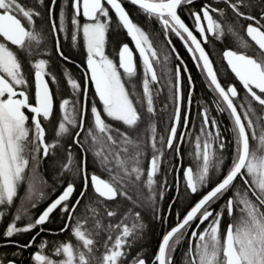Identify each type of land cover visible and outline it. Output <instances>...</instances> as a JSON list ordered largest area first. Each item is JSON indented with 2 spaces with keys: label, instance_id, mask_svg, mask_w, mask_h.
<instances>
[{
  "label": "snow or ice",
  "instance_id": "obj_1",
  "mask_svg": "<svg viewBox=\"0 0 264 264\" xmlns=\"http://www.w3.org/2000/svg\"><path fill=\"white\" fill-rule=\"evenodd\" d=\"M127 3L158 30L150 35L134 21L125 0H64L58 23V0H34L33 6L0 0V219L13 211L0 238L13 244V256L19 257L55 216L59 233H68V239L51 242V248L41 239L30 253L31 264H176L184 243L181 264H264V115L254 107L264 109V0H205L198 8L197 0ZM253 8L259 11L253 14ZM110 31L129 38L118 49V62L106 52ZM61 34L84 53L83 66L76 65L78 78L62 73L72 99L50 86L59 84L51 67L54 57L74 63L63 51ZM160 36L166 51L154 44L153 37ZM228 37L241 50L225 46L222 51L225 71L234 77L224 82L206 48ZM174 38L212 93L195 116V84ZM136 53L142 94L132 83ZM162 93L159 113L167 115V123L158 130L155 102ZM225 116L230 140L220 123ZM184 151L192 158L186 168ZM46 158L59 165L54 181L61 190L33 216L31 210L46 198L47 181H37ZM169 174L174 175L173 203L197 199L182 217L177 213L175 225L149 256L141 245L146 218L166 221L160 202L170 187ZM130 185L137 189L135 199ZM37 229L26 244L12 239ZM137 247L141 250L132 255ZM0 264L22 261L0 257Z\"/></svg>",
  "mask_w": 264,
  "mask_h": 264
},
{
  "label": "trees",
  "instance_id": "obj_2",
  "mask_svg": "<svg viewBox=\"0 0 264 264\" xmlns=\"http://www.w3.org/2000/svg\"><path fill=\"white\" fill-rule=\"evenodd\" d=\"M126 9L129 11L130 15L133 17L134 21L138 22L139 24H141L142 26H144L146 28V30L149 27V21L146 19V17L138 12L137 8H133L132 6L125 4ZM200 5L197 6V8ZM259 11L258 8H253L252 12L253 14H256ZM114 31H110L109 33V45L113 44H119V46H107L106 47V52L110 55V58H114L117 60V54H118V49L121 46V44L123 42H125V35L122 31H120L118 34H113ZM243 33V32H241ZM226 42H228L227 39H225ZM220 45L222 46H207L206 50L209 51L210 56L212 58V55L217 54L219 52H221L225 46H227L228 48H232V49H236L239 50L238 46H229V45H224V41L223 43H221ZM158 51H166L167 49H165L163 46H156ZM183 49V48H181ZM180 49V55L182 54L186 60H188V58L186 57L185 53ZM66 54L69 55L71 58L74 57L72 54L71 50H65ZM77 55V54H76ZM137 59V65H138V74L136 76V78H138L137 81L142 82L143 79V75H142V67H140V61L139 58L136 56ZM213 59V58H212ZM189 62V66L192 70V77H193V81L195 84V92L193 95V99H198V102L201 101H208V89H206V85L203 81L202 76H200L196 70H194L190 60H188ZM215 63V62H214ZM54 73L57 76V79H63L65 77H63L62 73L64 70H68L70 71V73L72 74L73 78H78L80 76V70L74 68V67H70V66H63L60 67L59 66V61L56 60V66L54 69ZM158 74H159V69H158ZM66 79V78H65ZM226 82V81H225ZM142 86H137L136 90L137 92L139 91V93L142 94ZM157 86L153 85V89L155 90ZM187 91V88H185V92ZM66 92V90H62V94ZM210 92V91H209ZM211 93V92H210ZM212 94V93H211ZM164 95L162 93L161 97L158 98L155 102V107L157 109V113L158 116L156 118V122L158 125V130H162L165 126V124L167 123V115L166 114H160L159 113V109L163 106L164 103ZM57 102H59V99L57 98ZM171 109H169L170 111ZM191 110H192V106H191ZM198 109H196L197 112ZM196 112H193V114L195 115ZM220 123L221 125L227 126L228 125V120L225 117H221L220 118ZM229 136V134H228ZM228 139H231V136L228 137ZM231 145H229L228 147V152L225 153L226 157L229 155V153L231 152ZM171 156L170 154H166V159H170ZM62 159H64V162H66V158L62 157ZM192 163V158L187 154V151L183 152V166L186 168L187 166H189ZM89 170H92V166L91 164L89 165ZM59 171V165L55 164L51 159H45L40 166V170H39V176L37 177L38 180H40L41 178H43L44 180L47 181V185L44 190L46 192V198L44 201H41L36 208H41L42 206H44V202L48 201L49 197L50 198H54L53 196L55 194H57L60 190L61 187L58 183H56L54 181V177L57 175ZM168 180H169V190L166 192L165 194V198L163 201L160 202V212L161 215L163 217L166 218L165 222H161L159 220H152L151 218H146V224L147 227L145 229V235L143 240L141 241V245L143 247V251H145L149 256L153 255L156 250L158 249V244L160 242V240L162 239V235L164 234V232L169 229L171 226H174L176 221H177V213L180 214V216L182 217L185 212L186 209L188 207V205L194 201L195 199H197V197H181L179 200H176L175 203H173L174 198L176 197V191L174 188V175L173 174H169L168 175ZM55 187V191L52 192V188ZM25 190L23 192L22 195H24ZM53 194V195H52ZM129 195L132 196L133 199L136 198L137 195V189L135 187H132L131 185L129 186ZM130 203V202H129ZM17 206L19 205V201L16 204ZM169 205H172L171 207H169ZM55 220V221H54ZM53 221L56 223L55 225L53 224L50 228V230H54L56 232H58L59 230V222L60 220L54 216ZM3 225V224H2ZM48 227V226H47ZM2 229V227L0 226V230ZM46 229V228H45ZM49 230V227L48 229ZM1 232V231H0ZM1 234V233H0ZM66 238L68 237V234L65 233ZM61 235L56 234V236H54V238H48V241L50 242L49 247H52L51 242L56 241V242H63L66 240H62ZM14 240H16L15 237H13ZM28 237L24 236L23 238V242L26 244ZM17 241V240H16ZM8 242V241H6ZM73 242L75 243V240L73 238ZM35 247V244L33 245ZM187 244L184 243L183 245H181L178 249L177 252L175 254V261L176 264H181V257L183 255V251L186 250ZM141 250L139 247L134 248L132 251V255H135L137 251ZM17 249L15 246H13L12 244H8L5 246L4 241L2 240V238H0V257L4 258L6 261L7 260H22L24 264H27V259H28V251L27 253L24 251L22 253L21 256L16 257L13 256V253L16 252ZM102 251V250H101ZM49 255H51V252L48 253ZM100 253H97V255H99ZM29 261V259H28Z\"/></svg>",
  "mask_w": 264,
  "mask_h": 264
},
{
  "label": "flooded vegetation",
  "instance_id": "obj_3",
  "mask_svg": "<svg viewBox=\"0 0 264 264\" xmlns=\"http://www.w3.org/2000/svg\"><path fill=\"white\" fill-rule=\"evenodd\" d=\"M47 2H49L50 3V0H47ZM64 2V0H58V7H57V9H56V16H57V23H58V11H59V5L60 4H62ZM203 2H205V0H197V4H196V7L198 6V5H200L201 3H203ZM207 2H211V0H207ZM21 3H23V4H25L26 6H33V4H34V0H21ZM69 3H70V0H69ZM125 4H128V5H130V6H132L133 8L135 7V6H133V5H131V4H129V3H127V1H125ZM136 8V7H135ZM71 12H72V10H71V8H70V6H69V8L68 9H66V14H68V16H69V21H70V15H71ZM180 14H181V16H182V18H185V20H186V22H189L188 21V19H187V14H186V12H183V11H181L180 12ZM229 15H231L230 13H229ZM158 28H159V26L158 25H154L151 21H149V27H148V31H149V33H150V35H151V33L153 32V30H158ZM120 31H114L113 32V34L115 35V34H118ZM123 32V31H122ZM243 32V31H242ZM124 33V35H125V42H123V43H129V38L126 36V34H125V32H123ZM242 35H245V38L246 39H248L247 37H246V33H241ZM61 39H62V44H63V51L65 52V50H71V52H72V54H75V55H73L74 57H70L71 58V60L72 61H74V63H69V62H61V61H59L58 60V58H53V60H52V65H51V67H52V69H53V71H55L54 69H55V66H56V60H58L59 61V66L60 67H63V66H70V67H74V68H76V69H78L77 67H76V65H81V66H83V60H84V53H83V51H82V49L81 48H79V47H77V48H72L71 47V45H70V37H69V41L68 42H64L63 41V34H61ZM225 39H227L228 40V42H226L225 41ZM224 39V45H229V46H237V44H236V42H235V40L233 39V38H231V37H228V38H225ZM153 41H154V44H155V46H163L164 45V41H163V37L162 36H160L159 38H156V37H153ZM173 43H174V45H175V47H176V49H177V51L178 52H180V49L181 48H183V49H181L184 53H185V55H186V57L188 58V60H190V62H191V64H192V66H193V68H194V70H196V72L200 75V76H202L201 75V73H200V71H199V69H197L196 67H195V65H194V62L191 60V58H190V56H189V54L186 52V50L184 49V47H183V45L181 44V42L178 40V39H176V38H174L173 39ZM221 44V42H216L215 43V45L214 46H222V45H220ZM108 46H119V44L117 43V44H113L112 43V45H108ZM130 46H132V45H130ZM209 46H213V45H209ZM48 47H49V50H51V47H52V45H51V42H49V45H48ZM133 47V46H132ZM134 48V47H133ZM232 49V48H231ZM224 50V49H223ZM222 50V51H223ZM233 50H236V49H233ZM239 50H241V49H239ZM222 51L221 52H219V53H217V54H214V55H212V58H213V61L215 62L214 63V66H216L217 68H219V74H220V76H221V78H222V80L225 82H229V81H232V80H234V77L232 76V74L230 73V71L229 70H227V71H225V68H226V63L222 60ZM66 53V52H65ZM181 53V52H180ZM77 54V55H76ZM137 57H138V54L136 53L135 54ZM181 57L183 58V60L185 61V64L187 65V67H188V69H189V72L191 73V75H192V70H191V68H190V66H189V62H188V60H186V58L181 54ZM139 58V57H138ZM117 62H118V54H117ZM176 63V61L175 60H173L172 61V64H175ZM79 70V69H78ZM81 73V72H80ZM188 75V73H185L184 74V76H185V78H186V76ZM202 78H203V76H202ZM138 80V78H133V81H132V83H134L135 85H136V87L137 86H142V82H140V81H137ZM58 81H59V84L58 85H50L52 88H53V91H55V88L58 86V87H60L61 88V90H66V92H64L63 94H62V98H68V99H72L73 97H72V92H71V89H70V86H68L67 85V83H66V79L65 78H63V79H58ZM203 81H204V78H203ZM204 83H205V81H204ZM237 84H238V81L236 82ZM205 85H206V83H205ZM130 87V86H129ZM142 88V87H141ZM206 89H207V86H206ZM139 92V91H138ZM211 98H212V94L208 91V101H206L205 100V102H208V103H210V101H211ZM58 103V102H57ZM191 106H192V113L193 112H196V109H199V107H200V102H198V99H192V104H191ZM254 107H255V109H256V112H257V115H264V109H261V107L258 105V104H254ZM57 115H59L58 113H57ZM213 115H215V112H213ZM193 116H195L194 114H193ZM56 123H58V121H54V124H56ZM221 127H222V130H223V135L226 137V139H228V137L230 136V133L228 132V131H226V130H224L225 128H226V126H222L221 125ZM183 130V129H182ZM228 134H229V136H228ZM46 137H47V140H48V142H51L52 141V139H53V137H54V132H53V129H52V127H49V128H47L46 129ZM47 159V158H46ZM22 190H21V193L23 194V192H24V190H25V188H21ZM59 194V192L57 193V194H55L53 197H55L56 195H58ZM53 195V194H52ZM48 201H45L44 203V206H42L41 208H35V209H32L31 210V212H32V215L33 216H38V214L43 210V208L46 206V203H47ZM12 214H13V211L12 210H9V212H8V214L5 216V218H3V219H0V226L2 227V229L0 230L1 232V234L3 233V231L5 230V228H6V226H7V224L9 223V222H11V219H12ZM59 220H60V218L59 217H57ZM55 221V220H54ZM54 221H52L51 223H49V224H46L44 227L46 228V230H45V232H43V233H41L40 234V236H37V238H36V242H35V247L33 246V248H31V249H27V250H25V252L27 253V251H28V259H29V261H28V259H27V264H31V261H30V253H32V252H34L35 250H36V245H38L39 243H40V241H41V239H46V240H48V238H54V236H56V234H59V235H61V239L62 240H66V239H68V237L66 238V235H65V233H59V231L58 232H56V231H52V230H50V228H51V226L54 224H56ZM60 223V222H59ZM3 224V225H2ZM22 224V223H21ZM60 226H61V224H59ZM19 226V225H18ZM49 227V230H47L48 229V227ZM59 226V227H60ZM38 231V229L37 230H33V232H31V233H24V234H20V235H18V236H16L15 238H16V240L19 242V243H24L23 242V238H24V236H27L28 237V239H27V241H26V243H28V241L29 240H31V237L32 236H34V235H36V232ZM53 233H56V234H53ZM68 234V233H67ZM12 239H14V238H12ZM2 240L4 241V243H5V246L6 245H8V244H11V243H9V242H6L7 240L6 239H3L2 238ZM25 244V243H24ZM13 245V244H12ZM14 246V245H13ZM17 260H19V259H17ZM19 261H22V260H19ZM22 264H24L23 263V261H22Z\"/></svg>",
  "mask_w": 264,
  "mask_h": 264
},
{
  "label": "rangeland",
  "instance_id": "obj_4",
  "mask_svg": "<svg viewBox=\"0 0 264 264\" xmlns=\"http://www.w3.org/2000/svg\"><path fill=\"white\" fill-rule=\"evenodd\" d=\"M58 99H59V98H58ZM37 181H39V180L37 179ZM38 186H39V185H38ZM25 187H26V185H25V186H22L21 188H25ZM21 190H22V189H20V196H23L22 193H21ZM52 192H54V191H52ZM24 194H25V193H24ZM18 201H19V199L16 200V204L18 203ZM21 223H23V222H20V224H21Z\"/></svg>",
  "mask_w": 264,
  "mask_h": 264
},
{
  "label": "water",
  "instance_id": "obj_5",
  "mask_svg": "<svg viewBox=\"0 0 264 264\" xmlns=\"http://www.w3.org/2000/svg\"><path fill=\"white\" fill-rule=\"evenodd\" d=\"M125 1H127V0H125ZM249 39V38H248ZM134 47V46H133ZM138 54V53H137ZM230 71V70H229Z\"/></svg>",
  "mask_w": 264,
  "mask_h": 264
}]
</instances>
